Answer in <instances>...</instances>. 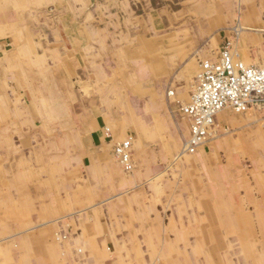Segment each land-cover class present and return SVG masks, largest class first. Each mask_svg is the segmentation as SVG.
Wrapping results in <instances>:
<instances>
[{
  "label": "crops",
  "instance_id": "crops-1",
  "mask_svg": "<svg viewBox=\"0 0 264 264\" xmlns=\"http://www.w3.org/2000/svg\"><path fill=\"white\" fill-rule=\"evenodd\" d=\"M1 2L0 121L13 118V134L29 137L20 149L0 143V238L34 245L33 238L50 236L57 218L86 212L76 242L88 244L96 264H106L101 259L114 224L127 231L126 253L143 264L145 245L157 259L174 260L169 243L158 239L157 245L153 238H180L190 246L195 226L185 212L221 216L224 231L215 225L200 232L205 244L219 238L217 248L220 238L238 234L244 219L252 218L245 212L264 220L259 114L225 109L216 123L233 136L190 156L184 148L191 123L181 111L200 64L215 60L226 42L256 64L259 52L247 51L264 47V0ZM127 140L137 164L132 174L113 156ZM182 146L183 165L175 172ZM244 155L253 156V179L244 174ZM182 185L181 192L174 190ZM223 195L221 214L213 205ZM210 196L219 198L209 203ZM165 210L172 214L162 215ZM36 240L45 257L49 240Z\"/></svg>",
  "mask_w": 264,
  "mask_h": 264
},
{
  "label": "rangeland",
  "instance_id": "rangeland-1",
  "mask_svg": "<svg viewBox=\"0 0 264 264\" xmlns=\"http://www.w3.org/2000/svg\"><path fill=\"white\" fill-rule=\"evenodd\" d=\"M0 6L3 7L2 2L0 3ZM3 14L4 11L1 12L0 9V27H3L2 18H1ZM230 43L232 45V49L236 51V53L241 56L242 61H244L245 64L248 65L250 61H245L243 59L241 48H238L232 42ZM263 50L264 47L258 51L248 50L247 52L253 55L255 54V52H259L258 54L259 57L257 56V58H255V63H257L261 58ZM1 58L2 55L0 54V59ZM196 79L197 76L194 79V83H196ZM1 86L2 84L0 83V92L5 91ZM250 111H254L255 113L259 114L261 130L263 131L261 136L262 139L264 140V109L250 110ZM18 120L19 119L17 118V121ZM13 126H14L13 118L6 120L3 119L0 121V143H3L5 141L6 144L10 143L12 145V143H15L16 145L15 148L20 149L19 143L22 140H24V138H28L29 135L25 133L20 134L18 132L13 134L12 132ZM6 127H8L7 131H6L7 129ZM223 136L224 138L230 136L232 137L233 133L231 131H228L227 128L217 124L214 132L212 133L210 144L205 146L206 150L209 151V149L215 147L221 141ZM183 147L184 146H182L180 152L174 158L173 166H175L176 168L175 172L180 171L182 168L181 166L183 165L181 160V158L184 157ZM263 150L264 147H261L260 154L262 156L261 158L264 159ZM194 155L195 154H192L190 156H194ZM252 157L253 156H247V155L241 157V160L244 164V174H246L247 177H250V179H253L252 175L254 174L252 172V170L254 169ZM132 160L134 163V169L129 172L124 169V172L126 174H132L137 169V164L135 161V155L133 153V149H132ZM116 162L121 166V164L117 160ZM0 163L2 164L3 161ZM168 169H169L168 171L172 170V168H168ZM171 180L175 186L178 185L179 179L177 177H174L173 179V177L171 176ZM185 186L186 185H182V187L174 190L181 192ZM207 187L210 189L209 186ZM234 195L235 197L238 196L237 194ZM217 198H215L214 196H210L208 198V202L212 203V201L214 202L213 199H217ZM217 202L218 203L214 204L213 206L218 210H223L221 214H224V195L223 198H219ZM172 205L173 203H170V206ZM245 213L246 215H249V213H251L252 218L250 216H249L250 219L242 218L244 219V222L242 224L243 226L240 227L241 232H239L238 234L235 233L232 235H227V234L224 235V238H220L222 240L221 244L223 245L217 248L219 244L216 243L218 242L219 238H206L208 242L205 244L202 242L203 238L202 235H200V232L202 230L204 232L205 231L207 232V229L210 230L211 227L213 228L212 231H214L216 227L217 228L220 227V230L224 231V229L221 228V226H223L222 224L223 221L221 220L222 219L221 216L217 214L215 218L208 217L209 219L208 220L204 217L205 215L203 210L202 211L191 210L189 214L188 212H185L184 217L187 218L188 224H191V228L195 226V234H192L190 236V242H189L190 246L188 247L187 245L188 242L186 243V245L183 242H181V240H179L180 238H153L154 242H157L156 243L157 245H159L158 239H165L166 242L169 243L171 247V251L173 250L171 253L173 254L172 258L174 260L172 259H168V260L173 263L168 262V260L164 258L157 259L150 252L152 248L150 247L151 249L150 250L149 248H147V245L145 244L144 245L146 252L144 253L142 262L143 264H264V220L258 219L257 217L259 216H256V212L254 211L252 212L248 211ZM163 214L165 215L172 214V210L162 211V215ZM262 214H264V212H262ZM85 215L86 212L84 213L76 212V213H72V215L70 214V216L67 218H62V217L57 218L56 221L54 220L53 231L50 234V236L48 238H33L34 245L27 244L26 247H20L22 243L21 242L22 238H12L10 240H8L9 238H0V245L4 246V248L0 250V264H96L94 257L92 256L93 253L91 254L88 244L82 242H78V243L76 242V238L80 236L81 232L84 234V227H82L81 224H82V217L87 216ZM212 219L213 222L210 225L209 222ZM22 220L23 219H21V222ZM117 221L120 222L121 224H123L124 222L123 220L120 219H118ZM114 223L117 222L114 221ZM117 225L118 224H114V228H115L114 238H111V242L108 243L109 245L108 249L106 247L107 255L104 256L101 259V261L105 260L106 264H138V262L141 263V260H137L138 261L137 262L136 260L133 259L134 254L132 252L126 253L130 249L131 243L128 242L127 238H125V233H127L125 228L121 227L120 230V228ZM96 231H97L96 229H93L92 234H94L95 237H97V239L100 238V240L103 241L104 240L103 234H99L98 231L96 233ZM192 233H193V229H192ZM171 236L173 237V235ZM36 239L42 240L43 242H41V244L44 243V241L49 240L48 242L50 243V247L45 249V252H48L45 253L46 254L45 257L40 256L41 253H38L37 249H39V246L37 244ZM15 241H17V244L14 245L13 242ZM115 247H117V250H115ZM13 249H17L23 252L24 254L22 255L24 257L21 255L18 257L19 254L17 252H13ZM196 249H198V251H196ZM113 250H115L116 252H114ZM187 250L189 252H192V254L190 255V253H188ZM153 251L156 250L153 248Z\"/></svg>",
  "mask_w": 264,
  "mask_h": 264
},
{
  "label": "built area",
  "instance_id": "built-area-1",
  "mask_svg": "<svg viewBox=\"0 0 264 264\" xmlns=\"http://www.w3.org/2000/svg\"><path fill=\"white\" fill-rule=\"evenodd\" d=\"M200 67L190 102L181 107L191 123V136L184 148L190 155L210 143L220 111L241 114L264 109V50L258 63L247 65L226 42L215 60L204 61ZM113 155L126 171L134 169L131 140L115 146Z\"/></svg>",
  "mask_w": 264,
  "mask_h": 264
},
{
  "label": "bare ground",
  "instance_id": "bare-ground-1",
  "mask_svg": "<svg viewBox=\"0 0 264 264\" xmlns=\"http://www.w3.org/2000/svg\"><path fill=\"white\" fill-rule=\"evenodd\" d=\"M255 56V55H254ZM205 61V60H204ZM249 65V64H248ZM225 110V109H224ZM224 110L220 111L217 115H219L221 112H223Z\"/></svg>",
  "mask_w": 264,
  "mask_h": 264
}]
</instances>
